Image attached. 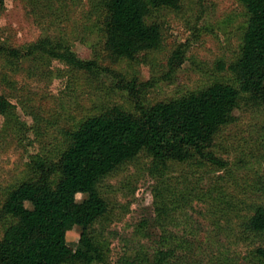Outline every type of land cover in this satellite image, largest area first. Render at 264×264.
Returning <instances> with one entry per match:
<instances>
[{
	"label": "rangeland",
	"instance_id": "1",
	"mask_svg": "<svg viewBox=\"0 0 264 264\" xmlns=\"http://www.w3.org/2000/svg\"><path fill=\"white\" fill-rule=\"evenodd\" d=\"M58 27L39 19L22 0H5L0 13V43L14 47L49 33L64 36L83 59L98 60L126 80L148 83L139 103L152 105L195 92L215 82L233 83L227 67L239 56L248 19L239 0H180L176 9L153 10L148 22L162 33L158 49L141 52L134 61L104 59L97 16L91 0L66 8ZM182 53L170 71L168 59ZM113 76H72L58 60H27L11 66L0 57V94L16 105L21 120L41 134L18 136L3 131L0 116V206L7 188L30 175L29 155L64 145V130L109 104L135 110L134 97ZM216 155L227 164H170L157 170L140 154L100 183L108 202L106 215L93 226L103 247V263L126 264L128 255L151 256L163 236L177 242L176 264H264V236L246 232L243 221L252 207L264 203V102L244 97L232 121L216 139ZM84 196L77 194V200ZM160 212V215H159ZM81 227L66 233L76 246Z\"/></svg>",
	"mask_w": 264,
	"mask_h": 264
},
{
	"label": "trees",
	"instance_id": "2",
	"mask_svg": "<svg viewBox=\"0 0 264 264\" xmlns=\"http://www.w3.org/2000/svg\"><path fill=\"white\" fill-rule=\"evenodd\" d=\"M0 0V13L4 8ZM37 16L58 27L66 8L78 0H22ZM248 15L238 58L227 69L233 83L215 82L195 92L152 105L139 103V91L148 83L125 80L123 75L98 60L77 56L64 36L49 33L18 47L0 43V57L8 64L27 60H58L72 76L91 74L118 78L134 99L135 110L109 104L78 125L64 130V145L52 152L29 155L30 175L6 189L0 206V264H95L103 263V247L93 226L107 213L108 202L100 183L140 154H147L157 170L170 164L206 163L224 168L216 155V139L232 121L241 99L264 102V0H239ZM180 0H91L97 16L104 59L134 61L141 52L158 49L161 28L148 22L153 10L176 9ZM176 50L168 59L170 71L182 62ZM3 131L24 134L38 128L21 120L16 105L0 94ZM84 197L77 200L76 195ZM160 215V212H159ZM81 227L76 246L66 233ZM249 234L264 236V203L252 207L243 221ZM163 236L151 256L136 252L126 264H176L178 244ZM264 255V249L257 248Z\"/></svg>",
	"mask_w": 264,
	"mask_h": 264
}]
</instances>
